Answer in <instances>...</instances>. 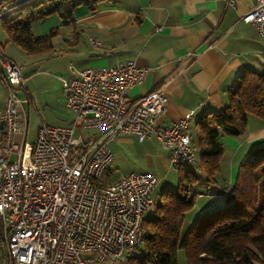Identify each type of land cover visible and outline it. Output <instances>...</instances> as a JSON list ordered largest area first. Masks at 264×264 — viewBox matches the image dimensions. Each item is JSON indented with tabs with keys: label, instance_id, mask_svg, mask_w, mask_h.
Here are the masks:
<instances>
[{
	"label": "built area",
	"instance_id": "2783aa9c",
	"mask_svg": "<svg viewBox=\"0 0 264 264\" xmlns=\"http://www.w3.org/2000/svg\"><path fill=\"white\" fill-rule=\"evenodd\" d=\"M6 12L0 0V16ZM241 21L264 39V0H254ZM261 56L264 62V50ZM147 73L128 62L60 80L73 118L68 126L41 124L29 144L21 67L0 53L6 91L0 110V232L7 264H119L139 250L158 179L131 173L106 183L109 142L119 135L139 143L154 136L170 153L172 166L196 164L188 134L191 113L157 126L168 104L163 85L129 98Z\"/></svg>",
	"mask_w": 264,
	"mask_h": 264
},
{
	"label": "crops",
	"instance_id": "0c3cea01",
	"mask_svg": "<svg viewBox=\"0 0 264 264\" xmlns=\"http://www.w3.org/2000/svg\"><path fill=\"white\" fill-rule=\"evenodd\" d=\"M253 3L254 0H103L94 13L86 7H77L69 22L56 15L45 19L53 21L52 26L48 23L41 27L43 36L57 30L50 52L27 56L16 45L5 43V36L0 40V53L15 63L20 55L16 49H9L11 45L21 50L27 60L58 54L69 57L79 67L97 68L132 62L148 73L142 84L132 88L129 98L136 99L163 85L168 104L165 114L156 119L157 126H168L191 113L190 136V127L201 112L224 108L227 90L241 71L251 70L264 76L261 56L264 39L253 26L241 21ZM37 94L40 90L31 92L24 84V96L22 93L20 96L27 97L30 105L31 97ZM0 97L4 100L6 97L1 81ZM70 122L60 126H68ZM238 138L241 140L235 149L245 159L252 149L264 144V120L249 116L246 131ZM117 140L124 146L121 150L125 147L139 150L145 168L133 164L125 173H116L113 182L131 173H149L159 183L173 167L170 153L154 136L142 143L135 137L122 135ZM111 154L112 164L115 158L112 151ZM116 165L120 167L117 161ZM110 170L107 174H111ZM232 181L226 190L210 184L213 187L208 193L222 195Z\"/></svg>",
	"mask_w": 264,
	"mask_h": 264
},
{
	"label": "trees",
	"instance_id": "16d2710c",
	"mask_svg": "<svg viewBox=\"0 0 264 264\" xmlns=\"http://www.w3.org/2000/svg\"><path fill=\"white\" fill-rule=\"evenodd\" d=\"M7 12L0 16L5 43H12L27 56L52 50L57 30L35 38L31 23L56 15L63 22L72 19L77 7L96 12L103 0H3ZM264 120V76L243 70L227 90V103L221 111L201 112L196 120V168L173 166L178 172L177 188L162 192L153 205L151 217L143 219V239L139 250L124 264H178L177 253L185 251L187 264H264V144L252 149L239 166L234 182L222 194L224 206L194 220L183 231L186 213L201 195L195 191L202 179L215 183L223 149L220 132L240 137L247 119ZM107 183V182H106ZM122 262V261H121ZM121 262L119 264H121Z\"/></svg>",
	"mask_w": 264,
	"mask_h": 264
},
{
	"label": "rangeland",
	"instance_id": "374dc122",
	"mask_svg": "<svg viewBox=\"0 0 264 264\" xmlns=\"http://www.w3.org/2000/svg\"><path fill=\"white\" fill-rule=\"evenodd\" d=\"M46 21V20H45ZM34 22L31 23L32 35L36 38L43 36L41 33V27H44L49 22ZM52 23L49 24V26ZM50 30V29H49ZM5 37V32L1 25L0 20V40ZM3 43V42H2ZM16 46L11 45L10 50L16 49V53L20 56L17 57L16 63L22 66L21 73L24 75V84L29 91L35 89L40 90V94L36 97H31V104L27 111L28 114V131H27V143L32 144L35 140L37 129L41 124L49 126H60L66 124L65 122L71 121L73 114L69 109L66 108L65 97L62 90L60 80H68L75 76L76 72L86 68H97L93 66L79 67L77 63L72 62L69 57L63 55H52V56H37L33 58L27 57L21 50L15 48ZM23 95V92H21ZM24 96V95H23ZM4 97H0V104L3 102ZM85 137H89L94 134L93 131H80ZM190 138L196 145L197 129L193 124L190 127ZM118 137V136H117ZM117 137L109 142V148L114 154L115 161L111 164V174H106L105 182L112 183L116 178V173H125L129 166L133 164H140L141 168L144 167L145 159L141 156L139 150H134L130 147H125L121 150L122 144L117 140ZM241 140L238 137H228L223 132L219 133L218 143L222 146L223 153L219 160V171L215 176V183L211 184L223 188L226 190V185L234 182L237 170L239 166L244 162V159L238 155L235 144ZM235 141V143H233ZM195 160L198 161V149L195 150ZM14 160V158H12ZM116 161L120 164V167L116 165ZM146 166V165H145ZM192 172L201 178V172L196 168L195 165L188 166ZM142 170V169H141ZM178 172L174 167H170V170L166 177L159 182L153 193L152 202L154 204L157 197L165 191H174L177 188ZM213 186L208 185L202 179L199 180L196 185L195 191L201 195H198L195 199L194 207L186 213L185 221L183 225V231L188 230L192 227L195 219L200 218L204 214L222 208L225 204L222 199V195L209 194ZM153 212V205L146 211L144 217H151ZM194 216H196L194 218ZM178 264H187L185 251L180 250L177 253ZM0 264L6 263V252L5 246L1 237L0 232ZM124 264V260L121 262Z\"/></svg>",
	"mask_w": 264,
	"mask_h": 264
}]
</instances>
